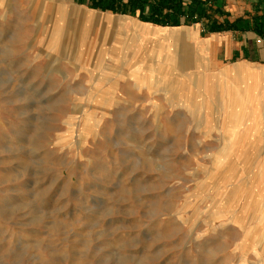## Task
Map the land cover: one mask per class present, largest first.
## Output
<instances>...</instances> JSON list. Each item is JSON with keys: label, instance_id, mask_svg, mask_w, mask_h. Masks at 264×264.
<instances>
[{"label": "rangeland", "instance_id": "1", "mask_svg": "<svg viewBox=\"0 0 264 264\" xmlns=\"http://www.w3.org/2000/svg\"><path fill=\"white\" fill-rule=\"evenodd\" d=\"M136 14L0 0V264H264L263 15Z\"/></svg>", "mask_w": 264, "mask_h": 264}, {"label": "trees", "instance_id": "2", "mask_svg": "<svg viewBox=\"0 0 264 264\" xmlns=\"http://www.w3.org/2000/svg\"><path fill=\"white\" fill-rule=\"evenodd\" d=\"M210 0H129L128 3L112 1L108 4L99 2L93 7L101 8L102 10H112L116 13L136 14V10H140L139 18L146 22H152L163 26H179L182 24L190 25L195 22H200L202 19L208 20L203 23L207 32H218L224 30L236 29L233 23L229 20L219 22L213 18L216 14H223L222 8L214 9L209 3ZM146 4L149 8L146 10ZM226 14V13H225Z\"/></svg>", "mask_w": 264, "mask_h": 264}, {"label": "crops", "instance_id": "3", "mask_svg": "<svg viewBox=\"0 0 264 264\" xmlns=\"http://www.w3.org/2000/svg\"><path fill=\"white\" fill-rule=\"evenodd\" d=\"M75 1H78L79 3L81 4H88L89 6H94L95 4L99 3V2H102L103 4H108L112 1H115L117 2L118 0H75ZM122 3H128L129 0H120ZM148 2H153V0H146ZM185 3H186V0H184ZM231 4L233 5V9L235 10V12L238 14L237 15V18H234L233 20L230 18L231 17V14H230V10H227L225 9L224 7L226 6V1L225 0H220L218 5H216V7H213L214 9L216 8H222V11L224 12L225 10L228 12L226 14H216L213 16V18H216L218 19L219 22H224L225 20H229L230 23H233L235 28L236 29H233V30H227V31H233L234 33L236 32H240L241 29H240V24H242V22L244 21L243 19L245 18H248L249 19V22L252 26H254V24H257V20L258 19V15H263V21H264V0H231ZM146 10H148L149 6L148 4H146ZM101 9V8H99ZM108 12H114L112 10H107ZM137 14H138V17H139V14H140V10L137 9L136 10ZM250 13V14H249ZM123 15H126L124 13H121ZM129 15H132L130 13H128ZM136 14V15H137ZM246 14V17H244L243 15ZM127 16V15H126ZM134 16V15H133ZM257 16V17H256ZM140 19V18H139ZM206 22H208V20H206ZM150 24H153L151 22H149ZM194 24V23H192ZM192 24L190 25H185V24H182V25H179V26H169V27H183V26H186V27H190ZM256 29V28H254ZM258 30V29H256ZM259 31V30H258ZM224 32V31H222ZM261 33L263 31H260ZM209 33H212V32H209ZM220 31L219 32H214L212 35H217L218 39H221L223 40L222 37H220L219 35ZM264 36V34H263ZM211 37V36H210ZM254 39H252V41L254 42ZM220 40V41H221ZM253 42H242L240 46H233L231 44V53L232 51L236 50L234 52V54H239V51L238 49H240V52L244 55L246 54L248 57L250 58H254L253 56L256 55V61H255V64H259V65H262L260 63H257V62H263L264 63V44H255ZM251 44V45H250Z\"/></svg>", "mask_w": 264, "mask_h": 264}, {"label": "bare ground", "instance_id": "4", "mask_svg": "<svg viewBox=\"0 0 264 264\" xmlns=\"http://www.w3.org/2000/svg\"><path fill=\"white\" fill-rule=\"evenodd\" d=\"M99 14H102V15H100L103 19H105V18H111V20H115V21H118V20H128V18L129 17H127V16H111V15H105L104 13H99ZM107 16V17H106ZM109 16V17H108ZM122 29H124L125 30V32H126V34H128V32H127V29H125V28H122ZM191 33V31L189 30V29H187V28H178V29H175V30H172V31H170V34H172V39L173 38H178L179 40V42H183L184 40H186V38H187V36L189 35ZM165 59H166V61H169V62H174V57L171 55V54H167L166 55V57H165ZM184 59V58H183ZM186 60V59H185ZM195 61V60H194ZM182 63V62H181ZM263 74H264V71L262 72ZM254 74H255V79H254V89H256V86H257V84H258V78H264V76L263 77H260V73L258 72V71H255L254 72ZM241 81H238V80H236L235 82H233V85H234V90H236L237 92H239V83H240ZM260 84V83H259ZM254 91V90H253Z\"/></svg>", "mask_w": 264, "mask_h": 264}]
</instances>
